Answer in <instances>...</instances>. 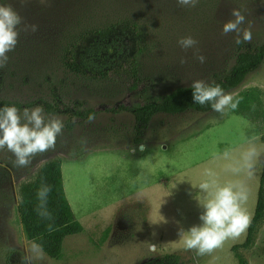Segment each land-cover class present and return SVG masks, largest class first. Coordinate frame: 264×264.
<instances>
[{"label":"rangeland","instance_id":"obj_1","mask_svg":"<svg viewBox=\"0 0 264 264\" xmlns=\"http://www.w3.org/2000/svg\"><path fill=\"white\" fill-rule=\"evenodd\" d=\"M0 4H11L23 19L18 43L0 68V98L7 100L52 101V88L59 86L68 102H85L87 108L141 104L145 94L130 93L124 81L78 79L64 69L68 43L108 20H143L149 44L142 58L144 86L158 96L196 80L211 83L215 74L234 66L235 33H222L223 23L233 18V8L246 18L241 27L255 32L250 42H264V0H221L213 15L189 12L192 7H181L177 0H0ZM33 24L38 31L24 30ZM186 36L198 42L196 49L206 58L203 64L194 55L196 49L184 50L178 44ZM254 89L261 92L253 108H264V63L227 93L236 99ZM45 116H57L64 124L53 149L37 154L27 167H17L14 154L0 149V264H145L166 254L181 257L183 264H238L232 248L245 241L248 227L204 255L187 249L179 231L202 223L198 200L203 202V194L198 186L207 179L208 168L216 172L220 184L236 179L245 183L249 195L242 207L251 221L264 164V120L254 123L231 109L223 115L158 114L139 148L133 142L132 114H99L84 124L77 122L72 130L67 128L69 116ZM250 144L258 153L251 176L243 172L234 176L225 171L226 161L214 158L228 148L236 159ZM57 158L64 161L66 193L84 228L66 238L60 260L26 239L17 211L22 184L33 181L41 166ZM237 254L249 264H264V220L251 247L239 248Z\"/></svg>","mask_w":264,"mask_h":264},{"label":"trees","instance_id":"obj_2","mask_svg":"<svg viewBox=\"0 0 264 264\" xmlns=\"http://www.w3.org/2000/svg\"><path fill=\"white\" fill-rule=\"evenodd\" d=\"M221 0H199L196 7L188 9L205 15H213ZM235 2V1H234ZM233 2V3H234ZM251 33L254 34L252 28ZM147 30L142 19L121 18L115 21H105L103 25L87 29L72 40L63 50L62 63L67 73L78 79L89 81H124L129 86L130 93L145 94L141 104L128 105L117 103L114 106L87 108L85 102H68L59 86L52 88L53 100L38 97L30 101L7 100L0 98V108L15 106L20 111L43 108L49 115H67L70 117L67 128L72 130L77 122L84 124L89 116L99 114L120 115L132 114L135 119L133 142L142 147L148 129L158 114L178 115L190 111L199 113L213 112L210 103L205 105L192 102V87H177L165 95H154L144 86L147 78L142 61L149 51ZM237 55L234 66L223 74H215L213 82L219 84L225 93L237 89L245 79L263 65L264 42H241L236 44ZM0 76V87L2 83ZM211 82V83H213ZM209 83V84H211ZM261 91L251 90L236 97L239 104L233 114L245 117L251 122L264 120V108H253L260 101L257 94ZM199 135V134H198ZM198 135H195L197 137ZM264 145V135L261 137ZM64 161L60 158L51 160L41 166L33 181L22 184L17 207L20 224L26 239L36 245L48 257L60 260L64 255V241L69 236L81 234L84 231L78 221L68 199L64 186ZM42 184L51 188L47 196V210L51 219L38 214L41 201L37 192ZM264 220V164L260 177L257 203L250 221L247 237L241 245L232 248L238 264H249L237 254V250L249 249L255 241L259 226ZM181 257L166 254L161 258L149 259L145 264H183Z\"/></svg>","mask_w":264,"mask_h":264},{"label":"clouds","instance_id":"obj_3","mask_svg":"<svg viewBox=\"0 0 264 264\" xmlns=\"http://www.w3.org/2000/svg\"><path fill=\"white\" fill-rule=\"evenodd\" d=\"M199 0H177L181 7H196ZM232 19L222 25V33L227 35L235 33L234 42L240 44L250 42L252 33L250 26L242 28L245 16L239 9L233 8ZM23 19L11 4H0V68H4L9 60L7 53L13 51L18 43L20 28ZM31 29L33 33L38 31L37 25H25L24 30ZM242 37V39H241ZM197 41L192 36L182 37L178 44L184 50L196 49ZM196 59L203 64L206 58L199 54V49L194 52ZM181 59V63H185ZM192 102L205 105L210 103L212 109L223 115L227 110H236L239 100L234 99L230 93H225L219 84H209L204 80H196L191 85ZM89 121L94 119L89 116ZM64 124L57 116H45L42 107L24 109L23 116L15 106L0 108V149L7 148L15 156L17 167H27L31 159L37 154L53 149L56 139L62 134ZM258 153L256 147L250 144L241 151L239 157L234 159L231 149H224L222 153L214 154V158L226 161L225 171L239 176L242 172L248 176L253 174L254 162ZM207 177L198 186L203 194V202L198 200L203 209L199 216L200 225H193L185 231L180 229V239L185 247L195 250L198 255L211 253L214 249L222 246L225 240L236 238L250 224V217L242 204L248 200V189L245 183L239 179L230 180L220 184L214 170L205 169ZM51 188L42 184L37 192L41 201L38 214L51 219V213L47 210V196ZM154 248L155 245H152Z\"/></svg>","mask_w":264,"mask_h":264},{"label":"crops","instance_id":"obj_4","mask_svg":"<svg viewBox=\"0 0 264 264\" xmlns=\"http://www.w3.org/2000/svg\"><path fill=\"white\" fill-rule=\"evenodd\" d=\"M153 122V121H152ZM151 125H152V123H151ZM151 125H150V127H151ZM150 127H149V129H148V132H149V130H150Z\"/></svg>","mask_w":264,"mask_h":264}]
</instances>
